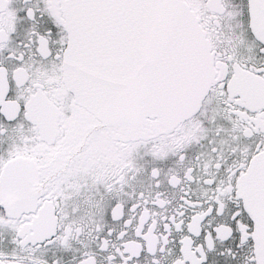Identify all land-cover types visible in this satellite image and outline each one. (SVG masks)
Wrapping results in <instances>:
<instances>
[{
  "label": "snow or ice",
  "instance_id": "snow-or-ice-1",
  "mask_svg": "<svg viewBox=\"0 0 264 264\" xmlns=\"http://www.w3.org/2000/svg\"><path fill=\"white\" fill-rule=\"evenodd\" d=\"M0 264H264V0H0Z\"/></svg>",
  "mask_w": 264,
  "mask_h": 264
}]
</instances>
